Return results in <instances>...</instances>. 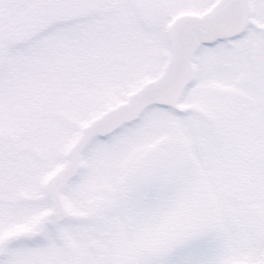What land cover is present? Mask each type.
Masks as SVG:
<instances>
[{"label": "snow or ice", "instance_id": "1", "mask_svg": "<svg viewBox=\"0 0 264 264\" xmlns=\"http://www.w3.org/2000/svg\"><path fill=\"white\" fill-rule=\"evenodd\" d=\"M0 264H264V0H0Z\"/></svg>", "mask_w": 264, "mask_h": 264}]
</instances>
